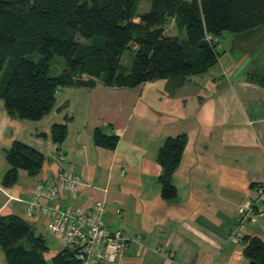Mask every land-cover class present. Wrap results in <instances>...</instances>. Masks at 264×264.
Listing matches in <instances>:
<instances>
[{
  "label": "crops",
  "instance_id": "0c3cea01",
  "mask_svg": "<svg viewBox=\"0 0 264 264\" xmlns=\"http://www.w3.org/2000/svg\"><path fill=\"white\" fill-rule=\"evenodd\" d=\"M246 61L245 53L224 51L206 72L184 78L64 86L37 121L10 117L0 98V215L29 223L45 239L43 256L52 264L62 246L45 218L29 214L28 201L56 204L37 196L35 186L72 170L80 190L64 194L58 205L90 211L102 204L106 225L128 239L118 264H248L233 229L239 204L256 200L264 187V84ZM54 124L66 126L61 142L52 140ZM96 128L118 137L114 148L94 143ZM180 134L186 143L172 175L176 196L166 200L156 155L167 137ZM14 141L37 149L44 161L38 174L19 170L17 182L6 187L5 156ZM263 207L258 200L248 212L244 234L264 242ZM0 264H8L1 249Z\"/></svg>",
  "mask_w": 264,
  "mask_h": 264
},
{
  "label": "trees",
  "instance_id": "16d2710c",
  "mask_svg": "<svg viewBox=\"0 0 264 264\" xmlns=\"http://www.w3.org/2000/svg\"><path fill=\"white\" fill-rule=\"evenodd\" d=\"M140 0H1L0 98L10 117L37 121L51 111L57 91L64 86L134 87L160 79L202 74L218 62V44L224 33L264 28V0H149L139 13ZM138 20L135 21L134 19ZM171 22L176 34L168 35ZM84 40H88L85 43ZM133 48L128 69L121 57ZM37 53V60L27 59ZM54 55L64 68L51 75ZM7 64V65H6ZM6 70L3 72L4 68ZM264 84V76L254 75ZM66 126L54 124L51 137L61 142ZM94 143L112 149L118 137L100 128ZM186 136L167 137L156 161L162 171L161 196H176L172 175L184 150ZM8 169L2 185L18 180L19 170L39 173L44 161L35 148L14 141L6 151ZM248 264H264V242L244 235ZM0 249L8 264H47L45 239L15 214L0 215ZM52 264H80L71 248H62Z\"/></svg>",
  "mask_w": 264,
  "mask_h": 264
},
{
  "label": "built area",
  "instance_id": "2783aa9c",
  "mask_svg": "<svg viewBox=\"0 0 264 264\" xmlns=\"http://www.w3.org/2000/svg\"><path fill=\"white\" fill-rule=\"evenodd\" d=\"M64 159V153L58 152V160ZM79 190V175L72 170L64 172L51 183L38 184L35 186L37 196H44L56 204H42L37 199H32L28 201L29 214L45 218L49 232L62 248L74 250V256L80 264H118V258L128 239L106 225L101 215L102 204L98 203L90 211H81L72 205H58L64 194L74 195ZM257 194L256 200L245 199L237 208L238 217L233 232L234 239L240 244L245 235L244 220L256 201L264 200V187H259ZM260 214L264 215V207L260 208Z\"/></svg>",
  "mask_w": 264,
  "mask_h": 264
},
{
  "label": "rangeland",
  "instance_id": "374dc122",
  "mask_svg": "<svg viewBox=\"0 0 264 264\" xmlns=\"http://www.w3.org/2000/svg\"><path fill=\"white\" fill-rule=\"evenodd\" d=\"M149 0H140L138 5V12H146L149 9ZM173 23L168 22L165 25L166 33L168 35L176 34L175 29L172 25ZM85 43H88V40L82 39ZM223 49L220 51L223 53L224 51L239 54L245 53L246 56V64L248 63L249 71L253 73H258L260 76H264V28H257L250 31H245L241 33H224L223 37L220 39V43L218 44V48ZM27 59L37 60L39 55L37 53L28 54L26 56ZM133 60V46L129 49H125L122 54L121 62L129 69ZM7 65V64H6ZM64 68V61L61 57L54 55V59L50 65L49 73L51 75L57 74L61 72ZM6 70L4 68L3 72ZM52 234V233H51ZM53 235V234H52ZM54 236V235H53ZM46 240L48 242L54 241L52 236H46ZM51 264V263H49Z\"/></svg>",
  "mask_w": 264,
  "mask_h": 264
},
{
  "label": "water",
  "instance_id": "95a60500",
  "mask_svg": "<svg viewBox=\"0 0 264 264\" xmlns=\"http://www.w3.org/2000/svg\"><path fill=\"white\" fill-rule=\"evenodd\" d=\"M1 1V0H0Z\"/></svg>",
  "mask_w": 264,
  "mask_h": 264
}]
</instances>
